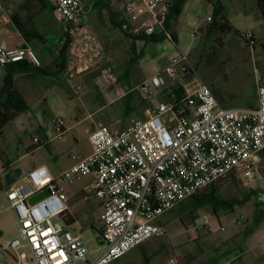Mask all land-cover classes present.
Instances as JSON below:
<instances>
[{"label":"built area","instance_id":"obj_1","mask_svg":"<svg viewBox=\"0 0 264 264\" xmlns=\"http://www.w3.org/2000/svg\"><path fill=\"white\" fill-rule=\"evenodd\" d=\"M48 1L53 17L69 39L63 75L74 80L89 74L106 55L88 28L87 0ZM104 1L105 11L124 35L174 41L172 31L165 26L169 0ZM11 24L0 13L3 30ZM190 36L195 37V32ZM245 36L251 38L253 32ZM17 62L42 66L31 47L9 46L0 38V67ZM253 74L257 106L224 109L185 55L135 88L124 86L111 69L102 70L96 82H105L115 100L137 90L152 106L145 118L130 114L122 130L96 127L89 135L91 153L76 157V162L57 178L45 167H38L7 191L19 226L14 237H0V259L12 257L16 264H110L144 242L166 236V228L156 222L161 215L229 174L264 182L260 165L264 151V76L257 68ZM171 88H180L182 98L175 100L171 95L172 100H167ZM80 89L77 85L75 91ZM167 114L171 121L163 124L161 117ZM52 122L56 136H62L63 118L58 116ZM37 141L34 138V143ZM87 175L94 178L89 191L100 201L105 242L94 253L88 250L83 235L68 230L63 222L68 198L56 184L57 180L71 183ZM29 178L32 186L26 181ZM45 190L47 195L29 203V198ZM170 264L177 263L171 260Z\"/></svg>","mask_w":264,"mask_h":264},{"label":"rangeland","instance_id":"obj_2","mask_svg":"<svg viewBox=\"0 0 264 264\" xmlns=\"http://www.w3.org/2000/svg\"><path fill=\"white\" fill-rule=\"evenodd\" d=\"M25 1L27 0H16V3L21 6ZM219 1L225 7L226 17L234 27L233 33L217 34L208 41L201 39L198 45L201 38V29L198 27H204L210 22L208 17L212 16L214 7L207 0H189L179 18L171 22L172 27L178 26V32L181 33L178 44L168 38L158 42L146 43L143 40H135L128 43L124 38L118 37L111 47L112 57L109 59L105 57L101 65L89 74L99 76L100 72L105 69H111L113 73H116L118 71L117 60L135 57L138 58V61L135 65L133 64L131 70L135 67L138 71L140 68L142 69L140 76L150 78L169 66L174 59L185 55L190 58H188L190 63L195 61L191 63L192 67L199 78L212 89L216 99L229 100V104L239 106L242 97L257 93L253 73L254 68L261 72V63L264 66V45H262L264 44V17H261L257 10L256 0ZM33 8L35 11L40 10L38 5H34ZM28 15L27 21L34 19L40 32H47V28H50L45 36L48 39V44L51 45L55 41L56 35L58 36L63 29L53 14L50 15L43 11L37 17H33L31 13ZM88 18L89 28L97 36H100L97 20L92 14ZM193 30H195V36L197 35L196 38L190 36ZM250 30H254L259 38L254 48L247 46L241 38V35ZM57 31L58 33H56ZM194 48L195 51L192 53ZM38 50L42 63H48L51 56L44 53L41 48ZM127 51L130 52L128 55L130 57L126 55ZM134 51L135 56L132 53ZM5 74L6 70L0 67V84H2ZM25 77L24 75L19 77L17 82L24 91L31 110L20 115L5 127L2 145L9 146L8 156L15 159L27 152L26 146L32 143L33 137L43 138L44 135H48L52 140L51 143L47 146L42 145L36 152L24 156L18 161L17 167L22 168L23 177L27 179L28 170L32 164L45 162L48 164L50 174L58 176L79 154L88 148L86 137L91 130L89 125L91 119L83 104V92L75 91L77 85H80V78L70 80L63 75V78L47 76L41 80H28ZM42 97L48 98L45 103L42 102ZM146 106L148 105H145L144 108ZM143 110L142 108L140 113H143ZM58 116L63 118L68 131L61 138L54 139L52 120ZM170 118L171 115L167 114L161 117V120L163 124H167L171 121ZM110 127L119 128L120 126L115 123ZM91 178L90 175H87L71 183L60 181L65 192L71 197V204L75 201V198H72L73 195L81 188L87 187ZM26 181L32 186L30 178ZM217 187L216 196L224 201L231 198H242L245 195L243 192L250 188H253L257 193V197H252L251 201L244 205H235L233 210L229 207L218 206L215 211L210 205L192 204V199H188L183 206L178 205L173 210L166 212L159 217L160 222L157 224L165 226L167 235L152 238L144 243L148 255L151 256L150 264H169L170 259L175 261L187 250L200 258L202 257L200 251L206 258L212 254L217 256L218 252L214 250L217 247L220 248L221 242L226 243L227 246H233L234 243L240 241L243 232L252 221L256 202H264V182L261 180L248 181L245 177L237 175L234 181L230 176L219 181ZM89 197L93 199V195ZM84 204L87 205L88 202H84ZM6 216L5 211L0 213V223L3 219L6 223ZM17 225L19 226V222ZM17 225L8 222L7 232H17ZM95 225L96 229H92L89 225H80L81 229L79 230L87 242L88 250L93 253L100 247L97 241L100 224L96 222ZM255 237L259 242L264 241V222L256 228ZM241 246L243 247L240 244ZM94 256L96 254H93ZM141 263V249L138 247L113 264ZM0 264H16V262L12 257H8L0 259Z\"/></svg>","mask_w":264,"mask_h":264},{"label":"crops","instance_id":"obj_3","mask_svg":"<svg viewBox=\"0 0 264 264\" xmlns=\"http://www.w3.org/2000/svg\"><path fill=\"white\" fill-rule=\"evenodd\" d=\"M217 1H219V0H217ZM188 2H189V0H187L185 7H187ZM106 6H107V3L104 0H96V1L87 0L86 1L87 23H88V19H89L88 17H90V14H92L95 17V19L97 20V27L99 29L100 36H97L94 33V31L91 28H89V26H88V28H89L90 32L99 40V42L101 43V45L104 49L106 57H108V59H109V57L110 58L112 57L111 56L112 55L111 54L112 53L111 47L113 45L114 40L116 41V39H118V37L124 38L125 41L128 43L131 42L132 40L127 38L125 35H123L121 33V31L116 26V24H114L115 21H114V23L112 22L114 19L111 18L112 16L109 17L107 12L105 11ZM185 7H184V9H185ZM19 8H20V6L16 3V0H0V13L4 14L11 22H12L11 14L15 13V12H19ZM208 25H209V23L206 24L204 27H198L199 29H201V31H200L201 38L198 41V45L201 42V39L203 41H204V39H207V41L210 39L207 37L208 35L206 34V32H207L206 28ZM2 27L3 26H0V38L2 39V41L5 42L6 45L17 46V45L22 44V39L19 37V33H18L13 22L11 25L8 26L7 30H5V31L3 30ZM171 31H172V35L174 38V42L176 44H178L180 41L179 37L181 34V33L179 34V32H178L179 27L178 26L175 28L171 27ZM193 31H195V30H193ZM248 32H253V37L255 39V43L252 44L250 46V48H254V46H255L256 42L259 40V38L257 36V33H255L254 30H252V31L250 30ZM248 32H246V33H248ZM56 33H58V31ZM196 36L192 37V38H196ZM56 38H57V35H56ZM55 44L57 46V41ZM262 45H264V44H262ZM38 51L39 50H37V52ZM129 51H127V53H126L127 56L130 53ZM194 51H195V48L191 52L193 53ZM132 53H134L133 56H135V54H136L135 51ZM128 57H130V56H128ZM131 59H135V57H132V58L130 57L129 59L126 58L123 60H117L116 65L118 66L117 67L118 71H116V73H114V74L116 75L117 79L124 86H126L128 88H132V87L135 88V87H137V85H139L140 83H142L143 81H145L148 78H144V77L140 76V71L142 70L140 68H138V71H136L135 67L133 70H131L132 68L130 70L128 69L127 64ZM192 62L194 63L195 61H192ZM51 63H52V57H51L50 61L48 63H45V64L49 65ZM123 63H124V66H123ZM138 65H139V63H138ZM260 65H261V67H260L261 73L264 74V66H262V63ZM19 77H23V75H16L15 81H16L17 86L20 88V90L24 94V91L22 90V88L19 86V84L17 82ZM58 77L63 78V75L58 76ZM97 77L98 76H94V75H90V74L83 75V77H80V81H79V84L81 87L80 91L83 92V94H82V98L84 99L83 104L85 105V108L88 111V117L91 119V122L89 123V125L91 126V130L89 131V133L87 134V137H86V141L88 143V148L85 149L77 157H84V156L91 153L92 148H91V145L89 142V135L96 127H98L102 124H105L107 126L108 125L111 126V125L116 123L117 125L120 126L119 128H112L110 126L109 127L111 129H114V130H122L127 125V120H128L129 115L127 116L124 113L126 100L125 99L115 100L111 88L105 82H102L103 84L97 83L96 82ZM26 79H28V80H37V79L41 80V78L30 79L28 77ZM136 91L137 90H134L129 95L134 96V93ZM211 91H212V89H211ZM137 92L141 95V93L139 91H137ZM24 96L27 100V97L25 94H24ZM141 97L145 98L143 95H141ZM47 99H48L47 97H42V102L45 103L47 101ZM216 100H217L219 106L221 108H224V109H232V108H237V107H256L257 106V93L252 94L251 96L242 97L241 98L242 101H241L239 106L229 104L228 103L229 100L222 101L218 98ZM139 104H140V101H137V100L134 101V98H133L132 101L130 102L128 109L134 110V107H135V109H136L135 113L132 112V114H136L137 116H139L141 118H145L146 111L148 108L145 109L143 107L144 105L141 107V106H139ZM29 106L31 107L30 104H29ZM142 108L144 109L143 113H140ZM38 127H40V126L38 125ZM67 131H68V128L65 126V131L62 134V136ZM62 136L58 137L54 133L53 138L59 139ZM44 137H46L45 140L38 137L42 144L40 146H38L36 149H34L30 152H26L24 155H21L19 157V159L14 163L13 167L14 168L17 167L18 161L20 159H22L24 156L36 152L37 150H39V148L42 145L47 146V144L51 143L52 140L49 139L48 135H45ZM75 141H77V139H75ZM34 145H35V143H34V137H33L32 143H30L26 146V151L29 149V147L34 146ZM75 162H76V159H74V161L71 164H69L66 167V169L71 167V165H73ZM260 165H261V171L264 172V152H262L260 154ZM42 166L45 167V169L50 173L48 164L45 162H40L39 164H32V166L28 170V174L32 170H34L38 167H42ZM2 175H3V170L1 167L0 176H2ZM58 176H53V177L57 178ZM90 177H92V178L90 179V182L87 185V187L81 188L76 194L73 195L72 198H75L74 203L71 204V202H70L71 197L65 192L67 195V198H68V200H67V211H66L62 220H63V222H64V219H66L68 221L69 224H65L67 229L72 231L75 234H81V232H79V230L81 229L80 225H84V226L89 225L92 227V229H96L95 224H96V222H98L100 224V230H99V232H97L98 236H99V235H101L102 230H103V224L101 222L102 209H101L100 201L89 191V186L91 185V183L93 182V179H94L93 176L90 175ZM22 178H24V177H22ZM60 181L61 180H57L56 184H57V186L63 188ZM251 189H253V188H251ZM90 195H93V199H91L89 197ZM84 202H88V204L85 205ZM257 204L259 205L258 207H256ZM256 210H257V217L255 216ZM2 211H5L7 213V216H6V223L4 222V219L0 223V237L5 238V239H10V238L14 237L17 232H15V231H14L15 233H13V231L7 232V230L9 228L6 225L8 222H10L12 224L16 223V225H17L19 220H18V217H17L14 209L11 207L9 201L7 200V192L4 189L0 192V213ZM255 211L252 215V221L247 228H249L252 224L255 223L256 218L259 219V221H260V224L258 227H260L262 222H264V202L257 201L255 204ZM156 221H157V223H159L160 218H158ZM17 227H18V225H17ZM255 234H256V230L254 231V233H252L248 236L242 235V238L240 239V241H237L236 243H234L233 246H227L226 243L221 242L220 248L217 247L214 250L215 252H218L217 256L212 254L211 256L206 258V257H203L204 254H202V252L200 251V254L202 256L200 258L198 255L191 253V251L187 250L185 253L182 254V256H180V258L176 259L175 262L177 264H224L225 262L230 261L231 264H235L236 262H237L236 264H264V241L259 242L257 237H255ZM144 243L139 246V248L141 249V255H142V263L141 264H144V259H143L144 256L149 258V262L147 264H150L151 263V258H150L151 256L148 255L147 248L145 247ZM240 244L243 245V247L242 246L240 247ZM136 248H138V247H136ZM135 249H133V250H135ZM171 260L172 259L169 260V264H170ZM118 261L119 260L114 261L110 264L116 263Z\"/></svg>","mask_w":264,"mask_h":264},{"label":"trees","instance_id":"obj_4","mask_svg":"<svg viewBox=\"0 0 264 264\" xmlns=\"http://www.w3.org/2000/svg\"><path fill=\"white\" fill-rule=\"evenodd\" d=\"M208 2L213 4V13L210 18L209 25L207 26V32L208 38H213L217 34H227L230 32H234V27L230 24V21L226 17L225 7L219 2V1H212L207 0ZM187 0H169V10L168 14L166 16L165 20V26L171 31V22L172 20H177L180 14L182 13ZM38 5L39 11H35L33 6ZM256 7L261 17H264V0H256ZM43 11H46L48 14H53V7L49 3L48 0H27L25 3H23L20 8L19 12H15L11 14L12 22L14 23L18 33L19 37L22 39V46H28L31 47L33 50L36 51L41 48L44 53L48 54L52 57V63L51 64H45L42 63V66L40 68H34L27 63L24 62H17L10 64L6 66V74L3 78L2 84H0V162L1 167L3 170V173L8 172L9 170L13 169L14 163L19 159V157L12 159L8 156L9 146L8 145H2L4 140V129L5 127L15 121L20 115L27 113L31 110L24 94L20 90V88L17 86L15 81L16 75H24L30 79L34 78H43L47 76H53L58 77L63 75L64 69L67 64V53L69 49V39L66 38V35L61 29L60 33L58 34L57 38L55 37V41H53L50 44H48V39L45 36L49 32L50 28H47V32H40L38 30L37 25L34 23V19L32 21H27L29 18V13L33 15V17H37L40 14H42ZM29 12V13H28ZM27 21V22H26ZM114 23V20L112 21ZM116 24V23H114ZM118 27V24H116ZM62 27V26H61ZM127 38L131 39L132 41L135 40H143L146 43L149 42H158L164 38L160 36H154L150 38H131L127 35H125ZM241 38L245 41L247 46H251L255 43V39L252 36L251 38H247L245 34L241 35ZM57 41V46H56ZM39 56V55H38ZM40 57V56H39ZM41 62H42V58ZM138 58L131 59L127 66L130 70L133 66V64H136ZM172 92L167 94V100L170 99V96L173 95L175 100H179L182 98V91L180 88H171ZM163 96L162 94H159ZM134 98V101H140L139 106L145 107V109L150 108L152 106V103L149 99L142 98L141 95L136 91L133 95H127L124 99L125 101V115H130L132 112L135 113V107L133 109H128L130 102ZM173 98V97H172ZM161 99H164V97H161ZM150 104V105H149ZM45 136V135H44ZM41 139H46V137H43ZM37 143H35L34 146L29 147L27 152H30L34 149H36L38 146H40L42 143L37 138ZM10 144V143H9ZM264 152V151H262ZM261 152V153H262ZM238 174L231 173L227 177L230 176L231 180L234 181L236 179V176ZM227 177L223 178L226 179ZM221 179V180H223ZM219 180V181H221ZM218 181V182H219ZM215 182L205 190H203L201 193L193 196L192 204L196 205H210L213 207V210L218 206H225L229 207L230 209H234L235 205H244L251 201L252 197L256 196V192L253 189H247L245 192V195L242 198H231L229 200H221L216 195L218 193V187L217 183ZM3 184H2V176H0V192L3 190ZM186 202L181 203L180 205H184ZM191 203V202H189ZM259 205L257 204L256 207ZM255 216L257 217V210L255 211ZM65 224H69L66 219H64ZM260 221L259 219H255V223L252 224L249 228L245 229L243 232V235L248 236L256 230V228L259 226ZM144 264H147L149 262L148 257H143Z\"/></svg>","mask_w":264,"mask_h":264},{"label":"water","instance_id":"obj_5","mask_svg":"<svg viewBox=\"0 0 264 264\" xmlns=\"http://www.w3.org/2000/svg\"><path fill=\"white\" fill-rule=\"evenodd\" d=\"M23 177V172L21 167H15L8 172L3 173L2 175V184L4 190L8 191L12 188L14 184H16L19 180H21ZM47 190L40 192L31 198L28 199L29 203L34 204L35 202L39 201L43 198V196L47 195ZM97 241L99 243V246H104L105 242L101 235L97 237Z\"/></svg>","mask_w":264,"mask_h":264}]
</instances>
